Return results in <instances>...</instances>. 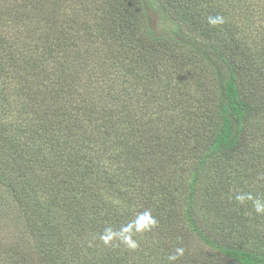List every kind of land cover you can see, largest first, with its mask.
<instances>
[{"label":"trees","instance_id":"1","mask_svg":"<svg viewBox=\"0 0 264 264\" xmlns=\"http://www.w3.org/2000/svg\"><path fill=\"white\" fill-rule=\"evenodd\" d=\"M69 1L0 0V264H137L127 242L138 221L160 235L144 264H155L152 256L159 264H264V239L260 247L230 242L241 238L234 233L242 210L234 216L226 200L216 212L208 203L213 224L199 211L204 180H229L226 166L264 168L256 146L264 118H254L264 116L263 37L252 50L237 43L234 26L220 36L205 19L209 6L186 0ZM235 1L251 22L255 8ZM76 27L121 44L108 56L114 68H96L98 87L90 91L89 82L82 105L83 75L73 65L88 57L80 53L88 37ZM158 57L206 70L208 83L193 84L199 98L190 106L167 94L170 81H142ZM259 182L264 189V176ZM259 215L249 207L248 219ZM197 246L208 254L197 255Z\"/></svg>","mask_w":264,"mask_h":264},{"label":"rangeland","instance_id":"2","mask_svg":"<svg viewBox=\"0 0 264 264\" xmlns=\"http://www.w3.org/2000/svg\"><path fill=\"white\" fill-rule=\"evenodd\" d=\"M249 5L251 7L255 8L256 15L253 17L251 22H248L249 16L245 13L240 12L239 8L235 4V0H208L205 2L204 0H186L185 2H188L189 5L193 6L196 4H199L203 7L209 6V12L207 15H205V19L212 20L213 18H220L222 22L216 23L212 25L216 28L217 31H219L220 36L224 33H228L230 31L229 27H236L238 30L236 31V38L237 43H241V45H247L248 48H251L252 50H255V40L254 37L256 36L257 41H260L261 36L264 39V14L258 17L262 12H264V4L262 7L259 8V5L263 3L264 0H248ZM71 4L69 0H66L64 5H68L65 8H68ZM85 17L86 16H82ZM153 22L155 25L160 24L157 22V20L153 19ZM154 25V26H155ZM196 31L198 34H203V29L201 27H196ZM212 28V27H211ZM76 34L80 33L83 37H88L85 43L83 41H80L81 44L84 46L82 47V50L80 53L83 55L85 54V50L87 51L88 57H78L75 58V66L76 70L78 72H81L83 76L82 81L78 83L80 85L78 93H80V97L78 98L79 104L82 105L83 101H85L88 98L89 95V82H91V88L90 91H95L96 88V68H108L113 65V63L110 61V58L108 57L112 51H118L120 50L119 44H111L109 41H102L99 43V41H95L90 37L89 33L85 31L83 28L76 27L75 28ZM231 32V31H230ZM211 33H216L214 29L212 28ZM210 33V34H211ZM209 34V33H208ZM217 34V33H216ZM73 35V34H72ZM203 38L208 37V35L203 34ZM202 37V36H200ZM264 45V44H263ZM254 55V54H253ZM255 56V55H254ZM257 57L261 58L262 56ZM255 56V57H256ZM87 58L90 62V65L87 63ZM155 58V57H154ZM251 58V57H250ZM157 62L155 59L149 64V67L145 70V77L142 79L143 82L149 83L148 80L152 79L155 84L161 83L165 86L166 81H170V91L167 93L170 95V97H179L180 100H182L187 106H190V97L193 96V98L198 99L199 98V90L193 85L195 82H199L200 88L202 89L207 83H208V77L207 72L203 71L204 69L193 66L187 65L184 61H176L174 64L178 67H185L186 69L190 70V73L183 76V72H187L185 69H177L174 70L175 65H172V59L170 58H157ZM253 59V58H251ZM257 60V59H256ZM259 63H263V59L258 60ZM172 66V68H170ZM114 68V67H111ZM116 68V67H115ZM110 69V68H108ZM117 69L119 70V67L117 66ZM172 70V71H171ZM98 73V72H97ZM174 73V74H173ZM179 73V75H177ZM181 74V75H180ZM195 74V75H193ZM92 76V80L89 81V79ZM122 76V75H121ZM177 76H180L179 78ZM172 80V81H171ZM122 81V79H121ZM120 81V82H121ZM150 84V83H149ZM95 86V87H94ZM98 87V86H97ZM97 89V88H96ZM99 89V88H98ZM100 90V89H99ZM167 89L161 91L166 92ZM96 92V91H95ZM100 92V91H99ZM142 94V93H141ZM140 93L138 96L141 95ZM165 95L166 97L168 95ZM169 97V98H170ZM205 109V108H204ZM160 112V111H159ZM167 113L164 111L162 115H165L167 118ZM264 115V114H262ZM255 120L263 119L264 116H258L254 117ZM10 119V118H7ZM260 123V121H259ZM259 139L257 141L256 146L264 148V132L258 134ZM105 157H109L108 152H104ZM234 156V154H232ZM223 161H226V158H223ZM221 161L218 162L220 164ZM245 163L241 164L240 167L234 168L232 166H226V171L228 174L229 180H226V174L224 173L222 176H215V181H208L204 180L205 184L209 182V190H206V188H202V198L200 199L199 205L201 206L199 211L201 214L204 212L203 219L208 220L209 224H213L215 222V218L213 214L208 210V203H212L215 206V212L216 210L222 208L220 204V200H226V210L227 211H235L234 216L238 215V213L242 210L243 214L240 213L239 217H241V221H238L239 225H242L234 235L237 237L238 234L241 235V238H238L236 241L231 240L230 242H237L240 243L239 239L243 240L241 242H245L246 244H253V246H261V239H264V215H259L256 217V219H248L247 215L249 212V207L253 206L252 200L249 202L245 201L244 203H240L237 201L236 197L240 194L245 193H252L255 197H263V193L261 192L260 187V178L264 176V168L263 166L254 169L252 166L251 169H247V167L244 165ZM101 166L104 167H111L114 166L116 168V164H107L101 162ZM239 166V165H238ZM246 167V168H245ZM106 169V168H105ZM239 169V170H238ZM168 175L172 176L171 168L167 170ZM249 174V176H248ZM175 175V173H174ZM224 178V179H223ZM241 179H245V182H242ZM211 180V179H210ZM60 182H67L70 183L69 178L57 180ZM230 181V182H229ZM218 184L222 186V188H219ZM217 188V190H215ZM256 189V190H255ZM91 192L86 193V196L88 201L93 200V190H90ZM257 191V192H256ZM264 192V189H262ZM110 191L103 192L106 195H109ZM102 193V194H103ZM95 194V192H94ZM98 195V194H97ZM96 195V196H97ZM216 196L218 198L217 200H214L213 196ZM3 204H0V210L3 212L4 209H2ZM58 207L52 206V210H56ZM232 209V210H231ZM12 212H15V210H12ZM205 217V218H204ZM225 217V215L222 216V219ZM220 219H218L219 221ZM226 220V217L224 221ZM218 223V222H217ZM139 224V230L137 235H133L130 238V242H127V247L134 250L133 257L136 260L137 264H144L147 260L150 261L148 258L150 255V250L153 246V243L157 241L158 232L154 233L153 229L154 226L148 225L147 227L144 226L143 221H138ZM232 224V223H230ZM8 229V237L10 240H19V232L15 231V225L14 226H7ZM145 231H149L147 233V241L142 242L143 239L141 236L145 234ZM238 232V233H237ZM141 235V236H139ZM158 235V236H157ZM146 244V247L143 249L139 243ZM197 255H203L206 256L209 252L206 248L197 246V249H195ZM152 262L155 264H159L160 261H162V258H158L155 256H152Z\"/></svg>","mask_w":264,"mask_h":264},{"label":"clouds","instance_id":"3","mask_svg":"<svg viewBox=\"0 0 264 264\" xmlns=\"http://www.w3.org/2000/svg\"><path fill=\"white\" fill-rule=\"evenodd\" d=\"M222 22L220 18H213L211 20V23L216 24ZM237 201L240 203H244L246 200H252L254 209L256 213L264 215V197H255L252 194L245 193V194H240L236 197ZM107 239V238H106ZM177 254H183V249H177L176 250ZM178 256L176 254L172 255L169 257L170 260H176Z\"/></svg>","mask_w":264,"mask_h":264}]
</instances>
